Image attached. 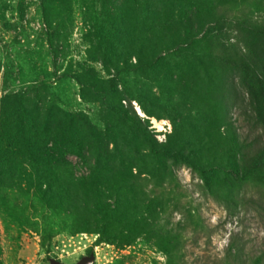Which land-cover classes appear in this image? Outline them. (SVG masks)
Segmentation results:
<instances>
[{
  "label": "rangeland",
  "instance_id": "1",
  "mask_svg": "<svg viewBox=\"0 0 264 264\" xmlns=\"http://www.w3.org/2000/svg\"><path fill=\"white\" fill-rule=\"evenodd\" d=\"M257 3L0 0V103L16 94L37 104L49 131L43 128L45 138L64 132H58L62 117L71 120L85 156L65 158L75 178L88 175L99 155L111 167L123 162L138 181L134 195L153 201L162 223L181 233V264H227L228 252L248 261L264 250V194L240 184L231 163L225 174L219 169L229 143L224 121L236 118L231 98H244L243 109L247 98L237 74L217 62L213 19L220 11L263 17L264 0L260 8ZM113 77L118 94L104 98L100 87ZM119 103L158 144H183L193 167L170 161L164 170L158 166L160 151L138 142L114 111ZM90 249L95 264H167L151 233L128 246L99 243L95 234H60L42 249L38 234L11 222L0 208V264H75Z\"/></svg>",
  "mask_w": 264,
  "mask_h": 264
},
{
  "label": "trees",
  "instance_id": "2",
  "mask_svg": "<svg viewBox=\"0 0 264 264\" xmlns=\"http://www.w3.org/2000/svg\"><path fill=\"white\" fill-rule=\"evenodd\" d=\"M261 1L258 0V8ZM42 10L46 12L43 4ZM213 24L217 62L223 69L237 74L238 85L247 98L246 109L242 108L244 98L237 95L231 98L236 118L224 121V139L229 143L221 155L224 165L221 163L219 169L225 174V165L231 163L230 170L240 184L264 194V16L253 19L220 11ZM48 40L52 45V39ZM234 46L239 47V53L232 51ZM115 78L108 79L106 86L101 85L99 95L108 98L118 94ZM114 111L121 122L141 138L140 144L142 142L152 152L160 151L155 159L163 170L168 161L172 166L193 167L190 153L183 144L172 146L170 140L158 144L134 112L121 103ZM40 115L41 108L22 95L6 94L1 100L2 214L25 230L38 234L42 249L48 250L53 238L60 234H95L99 243L128 246L135 237L151 233L166 255L167 264H181L182 256L178 252L181 233L169 229L168 221L162 223L157 207H152L153 201L146 204L134 195L139 184L134 176L130 177L123 162L111 167L109 159L99 155L89 167L88 175L75 178L65 159L68 154L81 160L85 157L84 145L74 138L75 127L71 120L62 117L65 123L58 129L59 133L64 130L61 136L45 138L47 127L42 126ZM148 174L154 178L153 171ZM200 176L203 178L202 174ZM18 196L26 200L21 202ZM92 252L90 249L88 254ZM226 263L264 264V250L248 261L237 252H228Z\"/></svg>",
  "mask_w": 264,
  "mask_h": 264
},
{
  "label": "water",
  "instance_id": "3",
  "mask_svg": "<svg viewBox=\"0 0 264 264\" xmlns=\"http://www.w3.org/2000/svg\"><path fill=\"white\" fill-rule=\"evenodd\" d=\"M49 264H64L56 259H51ZM75 264H95V255L90 253L86 256L81 257Z\"/></svg>",
  "mask_w": 264,
  "mask_h": 264
}]
</instances>
